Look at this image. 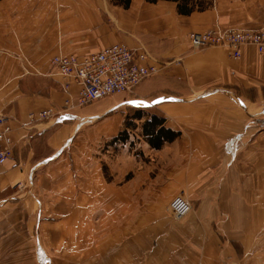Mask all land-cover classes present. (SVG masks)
<instances>
[{
	"label": "crops",
	"instance_id": "crops-1",
	"mask_svg": "<svg viewBox=\"0 0 264 264\" xmlns=\"http://www.w3.org/2000/svg\"><path fill=\"white\" fill-rule=\"evenodd\" d=\"M246 3L252 4V0H246ZM117 4L115 0H0V116L8 119L12 139V156L0 166V206L17 199L10 194H13L14 186L21 183L34 203L39 204L36 215V220H39L42 217V201L36 199L32 190L44 185L42 178L50 179L52 175L55 178L56 175L52 173L56 169L66 167L69 171L70 165L77 163V167L80 161L82 119L86 116L82 118V107H64L67 99L75 103L79 87L71 83L69 94L62 90L65 79L51 72L50 60L56 54L85 56L114 44L132 50L144 46L150 55V59L144 63H158L160 67L156 74L140 84L132 99L123 94L114 95L97 101L100 104L90 109L97 116L109 111L114 112V115L104 118L97 131L91 135L93 152L89 148L88 157L94 153L96 155L103 141H108L120 131L124 118L120 108L154 107L159 116L165 119L166 128L181 132L180 137L168 145L177 156L182 154L180 146L187 140H206L208 149L203 151L206 155L203 158L205 169L196 175L197 187L200 179L206 182L224 180L230 171L233 155L239 152L235 148L228 151L224 147L225 140L241 138L242 131L247 138L256 133L255 119H250L249 114L256 113L250 112V109L253 111L257 106H264V53H259L253 46H242L239 58L234 60L220 48L191 51L187 37L190 33L214 28L216 22L224 26L257 28L261 25L259 21L264 19V0L257 1L250 13L240 15L243 19L239 20L237 16L232 22L229 12L236 10L235 7L219 10L226 11L225 14L208 9L181 15L177 11V2L172 0L156 3L129 0L128 8ZM212 108L225 111L221 115L211 116ZM42 111H49L53 116L46 119L29 118L30 114L37 116ZM232 111L246 114L247 118L242 114L238 116V113L230 114ZM258 115H264V111ZM187 143L179 159L178 169L199 166L191 162L198 159L192 157V142L191 146ZM116 146L121 148L122 145L119 143ZM139 147L151 160L167 148L152 151L146 149L144 144ZM222 149L230 157L226 158V164L218 161ZM117 150L118 153L112 150L111 153L120 159L124 150L127 151V145L123 144ZM214 154L217 163L212 157ZM184 155L186 159H183ZM127 157L134 158L130 154ZM240 168H244V172ZM263 170L264 166L254 159H248L245 164L243 161L238 162V175H242L240 180L248 178L250 173L259 176V171ZM154 176L157 177V174ZM180 180L174 178V185L177 186L172 190L165 186L162 196L164 203L178 195L182 186ZM48 193V196H54V193ZM160 218L166 222L169 220L172 225L160 227L156 235L154 231H143L142 228H135L126 234V240L134 248L133 257L127 254L126 259L120 260L121 264H173L167 263L166 258L161 263L150 262L153 257L151 253L159 249L160 252L176 254L184 250L189 242L194 243L193 247L199 256L189 262L181 257V262L174 264H183L185 261V264H220L221 260L229 262L232 256L236 258L238 252L244 255L252 249L240 237L233 242L228 239L225 245L224 242L216 243L211 227L190 230V235L184 238L182 228L173 227L178 220L163 213ZM191 218L200 219L195 215ZM78 220L77 224H82ZM255 233L259 234L254 231L247 235ZM123 235L120 232L118 238ZM118 241L113 243V249L122 253L123 248L120 246L125 241ZM251 241L253 239L249 238L248 243ZM128 248L130 252L129 245ZM223 248L227 251L226 258H222ZM93 262H98L96 256Z\"/></svg>",
	"mask_w": 264,
	"mask_h": 264
},
{
	"label": "rangeland",
	"instance_id": "rangeland-1",
	"mask_svg": "<svg viewBox=\"0 0 264 264\" xmlns=\"http://www.w3.org/2000/svg\"><path fill=\"white\" fill-rule=\"evenodd\" d=\"M192 1L202 3L203 10L201 11L216 9V12L220 14L226 13V11L219 12L221 9L235 7L236 10L229 12L232 14L230 19L232 22L237 19V16L239 20L243 19L240 15L245 16L246 12L253 11L255 3L261 0H252V4L246 3V0ZM116 5L119 4L116 3ZM259 22L262 25L264 19ZM224 27L234 26H224L216 22L212 29ZM188 45L191 51H198L190 47L189 41ZM138 87L131 94H125L126 97L132 99ZM99 104L97 102L94 105L82 107V118L84 116L86 118L82 119V153L78 156L80 159L78 168L75 166L77 163L74 166L70 165L69 171L66 167L58 168L52 173L56 175L55 178L52 177L53 175L50 179L42 178L44 185L32 190L36 199L42 201L40 213L42 217L36 220L39 204L34 203V199L28 192L26 193L21 183L15 185L13 194H10L17 199L2 203L0 206V264H37V260L38 264H121V259H126L128 255L130 258L133 257L131 254L134 248L126 240L127 233L135 228H142L143 231H154L156 235L160 227L172 225L169 220L166 222L160 218L161 213L178 220L173 227L182 228L184 238L188 237L187 234L190 235V230L211 227L215 233L216 243L224 242L225 245L228 239L233 242L234 239L238 241L240 237L247 247H252L244 255L238 252L236 258L232 256L229 262L221 260L220 264H238V262L240 264H264V180H261L264 179V170L259 171V176L250 173L249 177L244 180H240L241 174L238 175V162L243 161L245 164L248 159H254L259 165L264 166V115H258L264 111V106H257L253 108V111L250 109V112H256L255 115H249H251L250 119H255L257 128L251 138L243 135L245 132L242 131L241 138L235 141L225 140L226 146L224 144V147L228 151L235 148L234 150L236 152L238 150L239 153L233 155L232 167L224 180L216 179L215 182H206L200 179L199 186L195 187L196 175L203 173L205 169L203 158L206 155L203 151L208 149L206 140L198 138L187 140L180 146L182 154L179 153L177 156L168 145L179 138L181 132L166 128L164 121L162 128L179 135L164 143L159 149L153 148L144 139L141 125L151 115L159 116L154 107L120 108V112L124 115L120 131L108 141L104 140L103 145L97 148L96 155L94 153L92 157H88V149L90 148L93 152L91 135L97 131L104 118L114 115V112L109 111L102 116H97L96 112L90 111ZM136 111L142 113L139 118L134 117ZM224 111L212 108L211 116L221 115ZM229 113L237 114L238 112ZM240 114L242 113L239 112L238 116ZM242 116L247 118L246 114ZM128 122H132L131 127L127 125ZM187 142L190 146L192 142V157L198 159L191 162L199 166L178 169L179 159L185 152L184 145L188 146ZM86 143L90 144L85 146ZM119 143L122 145L121 148L123 144L127 145V151L124 150L123 157L116 159L113 152L118 153L117 149H121L116 146ZM140 144H144L146 149H152V151L167 148L162 153L154 155L151 160L149 156L143 154L139 147ZM107 147L111 149L107 150ZM73 153L77 154L76 151ZM129 154L134 158L129 159L127 157ZM95 157L97 160L101 157L103 159L95 161ZM212 157L216 163L223 161V164H226V158L229 156H226L222 149V156L218 158V161L215 154ZM186 158L187 156L184 155L183 159ZM219 168L221 171V164ZM240 170L243 171L244 168ZM155 174L157 177L154 176ZM144 177L146 178L143 180ZM174 178L181 179L182 183L175 197L185 200L190 205L188 214L180 218L175 217L170 210L173 199L164 203L162 197L165 186L166 189L171 190L177 186V184L174 185ZM68 182L71 184L68 185ZM191 183L194 184L189 186ZM49 185L55 186L54 189L48 187ZM193 190L195 191L191 192ZM48 192L54 193V196H48ZM128 211H130L129 215ZM193 215L199 216L200 219H192ZM77 219H80L82 224H77ZM80 221L78 220L79 223ZM205 231L210 232L208 229ZM254 231L259 234L247 235L248 232ZM120 232L124 235L118 238ZM249 238L253 239L250 243H248ZM120 239L126 240L125 244L120 246L123 248L122 253L113 249V243L119 242ZM128 245L130 252H128ZM193 245L194 243L189 242L184 250L176 254L155 250L151 253L153 257L149 261L161 263L166 258L167 263L174 264L181 262V257L188 259L187 262L195 261L199 252ZM226 252L223 248L222 258L225 257ZM159 253L162 255L160 256ZM94 256L98 258V262H93Z\"/></svg>",
	"mask_w": 264,
	"mask_h": 264
},
{
	"label": "built area",
	"instance_id": "built-area-1",
	"mask_svg": "<svg viewBox=\"0 0 264 264\" xmlns=\"http://www.w3.org/2000/svg\"><path fill=\"white\" fill-rule=\"evenodd\" d=\"M190 47L193 50H204L210 47L223 48L234 60L240 56V50L245 44H254L264 49V23L257 30L247 28L224 27L209 29L203 33L193 32L188 35ZM150 59L144 46L129 49L124 45L114 44L99 51L77 56L75 54H57L50 60L51 72L65 79L62 90L69 94L71 83L78 85L75 103L65 101V108L74 105L83 107L95 101L114 95L131 94L143 81L156 74L160 67L145 64ZM49 111H42L29 118H50ZM11 127L7 118L0 116V166L12 156ZM172 214L183 217L190 211V205L179 197L173 198L170 204Z\"/></svg>",
	"mask_w": 264,
	"mask_h": 264
},
{
	"label": "trees",
	"instance_id": "trees-1",
	"mask_svg": "<svg viewBox=\"0 0 264 264\" xmlns=\"http://www.w3.org/2000/svg\"><path fill=\"white\" fill-rule=\"evenodd\" d=\"M149 3H156L160 0H147ZM177 2V11L181 15H190L193 11L203 10L202 3H195L192 0H172ZM116 3H120L124 8L129 6V0H115ZM142 113L136 111L135 118H139ZM164 118L156 115H151L148 120L142 123V135L146 142L153 148L159 149L164 143L171 141L179 134L169 129L162 128ZM129 127L132 126V122H128ZM124 134V132L122 133ZM122 136V135H120Z\"/></svg>",
	"mask_w": 264,
	"mask_h": 264
},
{
	"label": "bare ground",
	"instance_id": "bare-ground-1",
	"mask_svg": "<svg viewBox=\"0 0 264 264\" xmlns=\"http://www.w3.org/2000/svg\"><path fill=\"white\" fill-rule=\"evenodd\" d=\"M248 29V28H247ZM248 30H257V28H254V29H248ZM245 46H253L257 49V51L259 53H264V49L263 50H260V47L258 45H254V44H245ZM101 100V99H100ZM96 102V101H95ZM94 103V102H93Z\"/></svg>",
	"mask_w": 264,
	"mask_h": 264
},
{
	"label": "snow or ice",
	"instance_id": "snow-or-ice-1",
	"mask_svg": "<svg viewBox=\"0 0 264 264\" xmlns=\"http://www.w3.org/2000/svg\"><path fill=\"white\" fill-rule=\"evenodd\" d=\"M132 103H135V101H132Z\"/></svg>",
	"mask_w": 264,
	"mask_h": 264
}]
</instances>
